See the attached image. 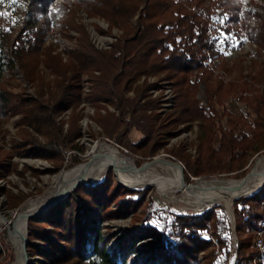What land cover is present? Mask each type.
Returning a JSON list of instances; mask_svg holds the SVG:
<instances>
[{
    "label": "trees",
    "instance_id": "16d2710c",
    "mask_svg": "<svg viewBox=\"0 0 264 264\" xmlns=\"http://www.w3.org/2000/svg\"><path fill=\"white\" fill-rule=\"evenodd\" d=\"M244 1L248 7L241 10L238 0H22L23 17L17 28L0 31V78L5 73L11 76L14 65H18L24 79L35 86L36 96L13 92L0 83V118L18 116L13 126L20 138L19 142H11L7 151L0 146V178L10 171L5 162L13 154L46 159L59 169L64 151L79 149L74 141L80 136L76 108L82 73L93 75L89 95L93 106L105 110L106 106H112L118 110L117 115L106 111L105 116L98 114L94 120L107 137L117 135L119 145L146 148L144 154L153 156L164 146L161 133L171 134L168 130L171 124L200 120V157L191 164L180 151L174 155L189 168L184 171V181L189 175L230 171L235 178L243 177L252 154L264 151V0ZM79 9L87 17L101 18L110 29L121 31L109 49H97L89 40L84 26L75 20ZM214 9L226 17L228 25L224 31L255 44L257 57L261 58L252 64L253 70L243 77L240 85L234 82L224 85L221 77L213 80L214 70L209 62L217 57L218 50L210 37L208 16ZM56 23L60 29L52 33ZM67 30L77 32L78 36L75 46L66 52L67 60L62 61L59 54L52 52V46L44 43L56 34L68 36ZM40 65L55 76L52 81L45 80ZM159 74L171 81L174 104L170 122L153 127L155 115H148L147 111L156 109L158 102L148 98V92L156 85L146 79ZM142 76L144 81L138 84ZM200 84L204 87L208 109L196 97ZM130 91L133 97L125 96ZM228 96H234L249 109L250 120L226 110L221 114L215 110L214 102L221 104L222 98ZM67 109L71 110L69 127L62 135L56 117ZM224 115L226 126L223 127L218 121ZM131 128L142 134L133 145L126 141ZM29 129L46 141L41 143L31 136ZM216 132L219 136L217 145L213 146ZM1 192L9 209L17 208L26 198L4 189ZM145 194L146 190L118 183L112 186L110 180L96 184L91 192L76 186L44 213L40 221H27L28 237L49 246L47 250L28 241V255H39L49 264H137L134 251L129 250L124 239L118 251L106 249L114 233L108 227L102 231L90 211L99 206L101 221L122 217L127 210L137 209ZM254 200L264 201V185L254 195L233 201L234 212L253 231L264 220V205L258 204L259 211L255 212ZM111 202L119 204V208L111 209ZM216 208L202 215H174L170 229L178 225L189 233L178 235L174 241L152 243L153 258L163 259L167 264H197L198 253L213 246L211 239L201 236V231H205L216 241L218 249L206 251L202 264H221V260L227 263L231 229L226 216ZM150 217L147 214L144 220ZM86 219L93 222L91 248L87 245ZM47 225L51 228L47 229ZM135 231L160 235L154 225L144 224L135 227ZM0 241L6 254L4 263L8 264L13 260V252L4 236H0ZM235 253V264L262 262L258 260L260 255L252 237L238 239Z\"/></svg>",
    "mask_w": 264,
    "mask_h": 264
},
{
    "label": "rangeland",
    "instance_id": "374dc122",
    "mask_svg": "<svg viewBox=\"0 0 264 264\" xmlns=\"http://www.w3.org/2000/svg\"><path fill=\"white\" fill-rule=\"evenodd\" d=\"M57 1L58 0H55V2ZM238 1L240 2L241 10L246 9L248 7L246 1ZM23 8L24 4L22 0H14V2L13 0H3V3H0V13H4L3 15H0V31L9 27L17 28L23 17ZM75 16V20L84 26L88 34L89 40L94 44L97 49H109L111 47V44L121 34V31L117 28L110 29L108 27V23L103 19L98 17H87L82 9L76 11ZM227 25L228 23L226 22V17L219 9H214L213 11H211L208 16V26L210 29L209 33L211 40L215 42L216 48L218 50V55L209 62V65L214 70L213 80H216L217 78L221 77L224 85H227L230 82H234L237 85H240L243 80V77L253 70L252 64L254 62L258 63L261 58L258 59L257 57L255 44L251 43L245 38L239 39L232 32L226 33L224 31V28ZM59 29L60 25L59 23H56L51 29V32L57 33ZM66 33L68 36L56 34L54 37L47 38L44 43L45 46L51 45L53 49L52 52L59 54L62 61L67 60L66 52L71 50L75 46L76 38L78 36V33L73 30H67ZM39 69L42 75L44 76L45 80L52 81L54 79L55 76L50 74L48 69L44 68L42 65L39 66ZM11 73V76L6 73L3 74V76L0 78V83L5 84L13 92H23L26 96L34 98L36 96L35 86L24 79L23 74L20 71L18 65L17 70L14 71V69H12ZM94 74L97 75L98 72H94ZM85 80H88L89 86V92H87V94H84V101L87 103L86 105L80 107V92L82 84ZM92 81L93 75L89 73L80 74V89L78 97L79 100L76 108V111L80 116L79 121L77 123L78 132L80 136L74 141V143L79 147V149H66L64 151V159L62 160L59 169H56L54 163L49 160L32 156L18 157L13 154L5 162V164L10 167V171L5 172L2 178H0V208L3 211L5 217H7L8 219H13L19 208L29 199L39 197L46 193L48 190H50V188L52 187L51 178L53 175H64L68 170L84 161L83 155L86 149V140H101L111 145H114L119 149L121 153H123L129 159L134 160L136 165H140L141 163L155 156L163 155L170 160L180 162L181 165L184 167V171L187 172L189 171V168H186L184 166V162H181L179 159H177V157L174 156L175 152L180 151L183 155L187 157L185 158L187 161L189 159L191 164L200 157L199 137L202 134L200 120L171 124L168 128L171 134L167 135L161 133L160 136L161 139L164 141V146L160 147L153 156H146V154H144L147 153L146 148L131 147L132 149H130L129 147H126L124 145H119L118 143H116L117 135L113 136V138L107 137L104 134L100 125L94 120V117L98 114L101 116H105L106 111L117 115L118 110L112 106H106V110L102 108L96 109L93 106L91 100L89 99ZM143 81L144 76H142L137 81V83L142 84ZM146 81L150 84L156 85L155 88H152L148 92V98L158 102V107L156 109L147 111L148 115H155L152 126L156 127L159 124L166 125L170 122L169 115L172 113L174 104V91L170 84L171 81L165 80L163 74L149 76ZM125 96L133 97L132 91L126 92ZM196 97L201 101V104L205 106V108L208 107L205 99L204 87L201 84L198 87ZM143 101L144 99L141 100V102ZM214 106L215 110L219 114L223 113L224 110H226L235 115H242L248 120H250L252 117V114L249 109L244 104L240 103L234 96L222 98L221 104L215 101ZM70 113L71 110L67 109L62 111L56 117V122L58 124V127L60 128V133L62 135L67 132V129L69 127L68 119ZM17 118L18 116L7 119L0 118V146L6 151L10 149L9 147L11 142L20 141L19 136L16 134V128L13 126V123ZM218 125H222L223 127L226 126L225 115L220 118V120L218 121ZM29 131L31 133V136L35 137L41 143H44L46 141L43 136L38 135L33 130L29 129ZM130 131L127 134L126 141L129 144L133 145L140 140L142 134L135 128H131ZM218 136L219 133L216 132V136L213 141V146L217 145ZM263 154L264 151L253 153L248 160L246 171H249L255 164V162L258 160V158ZM12 164H15V167H12ZM233 174L234 173L230 171L218 175L204 174L195 177L189 175V179L186 180L185 183L189 184L196 177L210 178L215 176H225L229 178H235ZM108 180H110L112 186L118 183L121 186L128 187L126 185L121 184L115 178L111 169H109L98 181L93 183L91 186H78H80L83 190L91 192V189L96 184L106 183ZM128 188H132L135 190H146L144 200L137 209H129L122 217H114L104 221L100 220L101 209L99 208V206H94L93 210L90 211L91 217L98 222V226L102 228V231H105V227H108L114 233V237L106 245V249L110 252L112 250L118 251L119 244L121 240L124 239L127 242L129 250L134 251L133 256L136 259L137 264H167L163 259L153 258V247L151 246V244L158 243L161 241H174L178 237V235L183 234L185 232L189 233L187 230L181 229V227H179L178 225H175L170 229L169 223L174 215H202L209 209L206 208L207 210L204 209L198 212L193 211L191 209V205L187 202V199H185L183 197V194L179 191L173 192L168 195L169 197L175 199L171 200L168 197L163 196L153 186ZM2 189L8 190L13 194H23L26 196V198L17 208L9 209L7 208L6 197L4 193L1 192ZM258 190L243 195L241 197H250L254 195ZM233 201L231 203L230 211H228L221 203H214V206L211 205L213 207L216 206L217 211L221 212L224 216H226L231 229V247L229 255L227 257V263L224 262V260H221V264H235V250L237 247L238 239L252 237L253 241L254 238L253 230L246 226V224L244 223V218L234 212ZM261 203H263L264 205V201H252L253 209L255 212L259 211L256 206ZM109 207L111 209H118L119 204H117L116 202H111ZM73 212L74 216L77 215L76 210H74ZM147 214L151 215L152 217L148 218L145 221L144 219L147 217ZM43 215L41 213L39 216H36L31 220L40 221ZM85 224L87 225V245L88 248H91V242L93 238V222H90L88 219H86ZM144 224L156 226L157 229L160 231V235L156 237L135 231V227H141ZM46 228L50 229L51 226L47 225ZM0 236H4L7 240L13 252L14 260V250L9 241L7 229L1 224ZM201 236L204 238L211 239L213 243V246L207 249L206 251H209L213 248L215 250L218 249L216 241L212 239L205 231H201ZM27 238L28 241L34 242L40 245L42 248L49 250V246H47L46 244H43L38 240L29 238L28 230ZM54 239L57 240L56 238ZM133 240L135 244V249H133ZM0 249V264H5L4 260L6 259V254L5 251L2 249L1 241ZM206 251H201L198 253L197 264L203 263V256ZM13 260L11 262H13ZM258 260H261V264H264V255H260ZM11 262H9L8 264H10ZM29 264L49 263L43 257L36 255L29 256ZM79 264L85 263L81 262Z\"/></svg>",
    "mask_w": 264,
    "mask_h": 264
},
{
    "label": "bare ground",
    "instance_id": "6f19581e",
    "mask_svg": "<svg viewBox=\"0 0 264 264\" xmlns=\"http://www.w3.org/2000/svg\"><path fill=\"white\" fill-rule=\"evenodd\" d=\"M86 141L84 161L64 175H53L50 190L25 202L13 219L5 217L0 208V224L7 229L14 250V260L10 264H27L23 243L24 237H27L29 218L39 216L51 203L62 198L73 187L91 186L109 169L121 184L128 187L153 186L171 200L175 199L168 195L179 191L195 212L202 211L214 203H221L230 211L233 200L240 195L256 191L264 181V154L258 158L245 177H196L187 184L181 178L180 164L163 155L136 165L134 160L129 159L114 145L101 140Z\"/></svg>",
    "mask_w": 264,
    "mask_h": 264
},
{
    "label": "built area",
    "instance_id": "2783aa9c",
    "mask_svg": "<svg viewBox=\"0 0 264 264\" xmlns=\"http://www.w3.org/2000/svg\"><path fill=\"white\" fill-rule=\"evenodd\" d=\"M14 71L17 70V65H14ZM89 92L88 80H85L81 87L80 96V107L86 105L87 102L84 101V94ZM254 238L253 242L258 251L259 255L264 254V220L260 221L253 231Z\"/></svg>",
    "mask_w": 264,
    "mask_h": 264
},
{
    "label": "water",
    "instance_id": "95a60500",
    "mask_svg": "<svg viewBox=\"0 0 264 264\" xmlns=\"http://www.w3.org/2000/svg\"><path fill=\"white\" fill-rule=\"evenodd\" d=\"M177 163H179L180 164V168H181V178H182V180L184 181V167L181 165V163L180 162H177ZM247 173H248V171H247ZM247 173L243 176V177H245L246 175H247ZM185 182V181H184ZM262 185H264V181L262 182V184L256 189V190H258ZM76 187V186H75ZM75 187H73L69 192H66L65 193V195L62 197V198H60L59 200H56V201H54L53 203H51L50 205H49V207L48 208H46L44 211H43V213H42V215L44 214V213H46L52 206H54L58 201H60L61 199H63L68 193H70ZM241 196H243V195H240V196H238L236 199H238V198H240ZM235 199V200H236ZM214 206V205H213ZM213 206H211V207H209V208H207V209H210V208H212ZM206 209V210H207ZM30 219H33V218H30ZM27 243H28V238L25 236L24 237V243H23V250H24V253H25V259H26V262H27V264H29V256H28V253H27V250H26V247H27Z\"/></svg>",
    "mask_w": 264,
    "mask_h": 264
},
{
    "label": "snow or ice",
    "instance_id": "6c2138e0",
    "mask_svg": "<svg viewBox=\"0 0 264 264\" xmlns=\"http://www.w3.org/2000/svg\"><path fill=\"white\" fill-rule=\"evenodd\" d=\"M13 2H14V0H13ZM0 3H3V0H0ZM4 13H0V15H3Z\"/></svg>",
    "mask_w": 264,
    "mask_h": 264
},
{
    "label": "crops",
    "instance_id": "0c3cea01",
    "mask_svg": "<svg viewBox=\"0 0 264 264\" xmlns=\"http://www.w3.org/2000/svg\"><path fill=\"white\" fill-rule=\"evenodd\" d=\"M131 132V131H130Z\"/></svg>",
    "mask_w": 264,
    "mask_h": 264
}]
</instances>
